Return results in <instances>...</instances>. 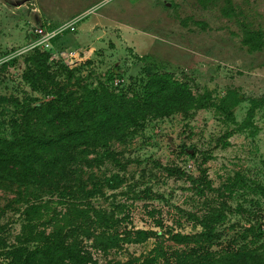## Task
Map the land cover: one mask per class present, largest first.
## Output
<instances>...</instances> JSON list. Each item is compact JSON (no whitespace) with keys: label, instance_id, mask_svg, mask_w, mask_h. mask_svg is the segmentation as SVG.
<instances>
[{"label":"rangeland","instance_id":"obj_1","mask_svg":"<svg viewBox=\"0 0 264 264\" xmlns=\"http://www.w3.org/2000/svg\"><path fill=\"white\" fill-rule=\"evenodd\" d=\"M231 4L234 11L227 13L226 0H0V136L9 137L7 121L18 114L14 98L33 105L53 98L51 92L32 91L21 77L38 27L56 34L50 54L75 68V76L91 87L106 81L116 91H139L157 67L188 80L194 93L209 90L214 100L235 90L243 100L234 108V122L214 107L186 117L176 112L149 118L110 142L108 149L118 162L97 148L87 157L98 162L90 168L81 162L72 167H80L85 179L91 174L99 181L115 173L122 176L119 187L103 186L89 202L113 212L119 232H164L159 245L167 253L184 249L167 240L168 230L200 231L197 220L214 210L223 220L217 226L222 236L211 244L212 251L260 245L262 239L246 229L253 226L264 233V0ZM253 31L263 34L259 48L244 41ZM48 63L56 79L66 81L62 63ZM249 97L263 98L252 118L253 134L251 127L237 129ZM201 175L209 187L188 178ZM16 189L0 187V239L6 246L14 243L23 219V203L8 205ZM29 191L56 212L65 210L57 192L46 187ZM82 244L92 261L108 264L147 256L156 239L106 252L94 248L91 240L84 238ZM7 248L0 247V264H10L2 254Z\"/></svg>","mask_w":264,"mask_h":264},{"label":"trees","instance_id":"obj_2","mask_svg":"<svg viewBox=\"0 0 264 264\" xmlns=\"http://www.w3.org/2000/svg\"><path fill=\"white\" fill-rule=\"evenodd\" d=\"M233 11L231 0H226L224 12ZM262 35L253 31L244 41L252 48H259L263 44ZM49 58L48 50L33 48L24 57L21 77L32 91L51 92L53 98L45 102L37 100L34 105L14 98L18 114L7 121L9 137L0 136V187L17 188L8 205L14 202L25 205L14 243L6 246L0 239V247H8L2 254L10 264H96L84 249V238L104 252L126 243L156 239L147 256L108 264H264V233L253 226L246 231L255 239H262L260 245L211 250V244L222 236L217 226L222 223L223 214L218 210L197 220L200 231L183 234L168 230L167 240L184 246L171 253L159 245L164 232L151 229L119 232L115 228L119 219L114 213L94 208L89 198L103 186L119 187L124 178L115 173L100 181L93 174L85 179L79 174L80 167H72L81 162L90 168L98 162L99 158L87 157L97 148H104L103 157L118 162L108 149L110 142L123 139L130 128L149 118L176 112L186 117L197 109L214 107L226 120L234 122V108L243 100L240 93L228 90L214 100L209 90L194 93L188 80L157 67L142 81L139 91H116L106 81H97L91 87L83 84V79L75 76V68L62 60H58L62 63L59 69L66 81H58L57 72L50 69ZM262 102V97L248 98L245 118L237 129L251 127V134L256 131L252 118ZM188 178L205 188L210 185L203 175ZM44 187L51 194L57 192L59 203L65 205L63 212L51 209L41 201L40 195L29 191ZM260 189L264 195V188L260 186Z\"/></svg>","mask_w":264,"mask_h":264},{"label":"built area","instance_id":"obj_3","mask_svg":"<svg viewBox=\"0 0 264 264\" xmlns=\"http://www.w3.org/2000/svg\"><path fill=\"white\" fill-rule=\"evenodd\" d=\"M35 35L37 39L32 44V48L38 47L42 50H48L51 47L50 41L56 35L53 32L43 31L41 27L35 30ZM50 60H60V56L55 54H50Z\"/></svg>","mask_w":264,"mask_h":264}]
</instances>
